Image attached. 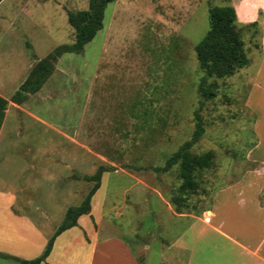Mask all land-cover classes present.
Here are the masks:
<instances>
[{
	"label": "rangeland",
	"instance_id": "1",
	"mask_svg": "<svg viewBox=\"0 0 264 264\" xmlns=\"http://www.w3.org/2000/svg\"><path fill=\"white\" fill-rule=\"evenodd\" d=\"M88 1L0 2V97L7 101L0 129V191L12 193L18 209L50 231L93 185L85 178L106 168L90 212L103 213L101 223L124 235L133 249L139 243L160 252L183 242L193 221L210 219L207 212L218 191L257 168L248 158L255 116L245 107L260 55L257 35L242 29L243 47L254 64L207 80L216 89L204 100L193 48L209 28V10L226 5L225 0H116L83 51L64 54L38 92L13 104L11 96L36 63L74 42L67 13L86 10ZM195 112L203 135L191 152H211L213 163L197 175L196 193L177 212L170 200L181 184L178 166L166 173L157 169L191 138ZM229 223L242 241L260 231L238 208L229 212ZM156 252L140 257L153 263ZM179 254L174 262L185 264L187 252ZM0 264L19 263L0 258Z\"/></svg>",
	"mask_w": 264,
	"mask_h": 264
},
{
	"label": "crops",
	"instance_id": "2",
	"mask_svg": "<svg viewBox=\"0 0 264 264\" xmlns=\"http://www.w3.org/2000/svg\"><path fill=\"white\" fill-rule=\"evenodd\" d=\"M229 4L239 26L253 23L259 26L260 55L255 64L248 59L255 68L245 96V107L255 116L251 127L255 143L248 158L257 168L218 191L212 210L207 212L210 219L205 223L200 219L193 221L183 232L184 241H176L163 251H152L139 243L133 249L124 235L101 223L103 217L98 214L103 213L98 212L96 217L90 212L78 218L77 226L55 238L41 264H176L174 258L178 259L181 252H187L185 264H264V200L259 199L264 192V0H230ZM223 198L222 203H217ZM18 206L12 193L0 191V254L30 261L42 253L56 228L52 226L50 231H44L40 223ZM232 208L236 212L237 208L244 210L259 224L260 231L253 239L242 241L232 229L229 223ZM139 217L138 213L136 218ZM133 233L134 236L129 234L136 241V232ZM150 252L158 253V261L148 263L140 257Z\"/></svg>",
	"mask_w": 264,
	"mask_h": 264
},
{
	"label": "trees",
	"instance_id": "3",
	"mask_svg": "<svg viewBox=\"0 0 264 264\" xmlns=\"http://www.w3.org/2000/svg\"><path fill=\"white\" fill-rule=\"evenodd\" d=\"M3 0H0L2 2ZM116 0H89L86 10L67 13V22L74 31V42L70 45H60L51 50L45 58L41 59L32 68L29 76L11 96L13 104H21L29 94L38 92L47 78L52 74L54 63L64 54H79L85 45L90 43L96 34L103 28L104 12L109 4ZM230 0H225L226 5L212 7L208 14L209 28L205 36L194 46V52L199 70L203 76L198 83V91L204 100L213 98L216 85L213 82L206 84L211 78H225L235 71L248 65L246 50L243 47V28H252L257 35L258 23L239 26ZM259 48V43L255 44ZM7 101L0 97V129L4 120ZM194 131L191 138L184 142L166 160L162 168L157 171L168 172L172 166H178V177L181 184L177 188L176 196L170 202L178 212L184 206V199L196 193L198 188L197 175L212 166V153L205 152L195 155L191 152L193 145L203 135V125L197 112L194 114ZM107 172L106 168L99 167L95 173L86 177L87 182L93 185L89 188L83 200L78 206L66 209L59 226L48 238L42 253L30 261L20 260L15 257L0 254L3 259L13 260L19 264H41L48 257L55 238L62 232L77 226V220L90 213V201L100 187L101 177Z\"/></svg>",
	"mask_w": 264,
	"mask_h": 264
}]
</instances>
